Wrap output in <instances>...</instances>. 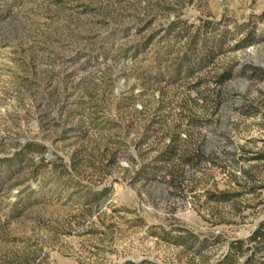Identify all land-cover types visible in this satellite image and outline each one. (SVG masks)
<instances>
[{
  "label": "rangeland",
  "instance_id": "obj_1",
  "mask_svg": "<svg viewBox=\"0 0 264 264\" xmlns=\"http://www.w3.org/2000/svg\"><path fill=\"white\" fill-rule=\"evenodd\" d=\"M262 152L264 0H0V264H248Z\"/></svg>",
  "mask_w": 264,
  "mask_h": 264
},
{
  "label": "trees",
  "instance_id": "obj_2",
  "mask_svg": "<svg viewBox=\"0 0 264 264\" xmlns=\"http://www.w3.org/2000/svg\"><path fill=\"white\" fill-rule=\"evenodd\" d=\"M173 155H175V152H173ZM169 159H171V157ZM256 159L259 161H264V152L259 154L256 157ZM222 198L223 200H226V201L229 200V198L225 196ZM249 242L253 244L252 248H250L253 251V258H250V261L248 262V264H264V220L259 224L256 231L252 234V236L249 239ZM236 244L237 245H234L233 247L234 250L236 252L241 251L243 248L241 245L242 243L237 242ZM124 264H136V263L128 261Z\"/></svg>",
  "mask_w": 264,
  "mask_h": 264
}]
</instances>
